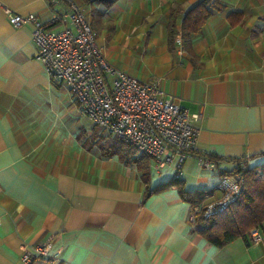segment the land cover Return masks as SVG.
<instances>
[{
  "label": "crops",
  "instance_id": "1",
  "mask_svg": "<svg viewBox=\"0 0 264 264\" xmlns=\"http://www.w3.org/2000/svg\"><path fill=\"white\" fill-rule=\"evenodd\" d=\"M73 1L109 65L141 82L160 78L166 96L200 114L179 177L184 191L218 198L233 160L264 163V0H221L186 41L182 19L201 0ZM66 8L64 0H0V264H23V244L48 240L57 259L31 264H264V241L218 248L197 232L190 202L169 186L172 168L151 173L148 163L145 181L134 163L101 155L95 138L108 135L47 74L32 27L12 26L5 12L35 14L58 31L51 21ZM208 157L214 170L199 166Z\"/></svg>",
  "mask_w": 264,
  "mask_h": 264
},
{
  "label": "built area",
  "instance_id": "2",
  "mask_svg": "<svg viewBox=\"0 0 264 264\" xmlns=\"http://www.w3.org/2000/svg\"><path fill=\"white\" fill-rule=\"evenodd\" d=\"M67 8L52 19L62 25L53 30L35 14L19 15L5 10L8 22L14 27L30 25L32 39L37 47L36 58L43 64L53 81L63 83L78 103L81 111L104 134L117 137L145 157L151 173L161 174L172 168L179 179L181 168L194 150L199 132L200 114H190L171 96H166L160 78L141 82L127 73L113 68L96 45V32L83 11L73 0H64ZM175 42L181 45L180 35ZM199 166L214 170L215 162L200 158ZM241 173L220 177L215 191L202 196L192 207L191 221L197 213L204 220L223 212L243 190ZM249 242L258 245L264 241L260 227L247 234ZM50 240L39 244H23L20 261L31 264L35 260L54 261Z\"/></svg>",
  "mask_w": 264,
  "mask_h": 264
},
{
  "label": "trees",
  "instance_id": "3",
  "mask_svg": "<svg viewBox=\"0 0 264 264\" xmlns=\"http://www.w3.org/2000/svg\"><path fill=\"white\" fill-rule=\"evenodd\" d=\"M115 1L105 0V5L110 6ZM222 9L221 0H201L198 2L185 13L182 19V39L186 41L198 35L212 13ZM234 16H237V18L234 19ZM228 19L230 24L234 25L240 22L241 15L231 13ZM171 28L172 25L168 27L170 37L172 36ZM95 141L103 157L117 155L121 160H125L126 163H134L141 172L143 179L145 181L148 180V161L141 155L135 156L136 152L133 148L119 138L109 135H97ZM209 159L216 163L215 159ZM232 162L234 167L221 173V176L241 173L244 183L240 196L226 210L214 215L211 219L204 220L200 212L195 214L193 221L197 232L206 241L218 248L237 238H245L250 230L260 227L262 222H264V163L248 167L241 164L239 160H233ZM169 184V186L171 184L177 185L180 196L189 201L191 207L201 202L203 193L184 191L179 179L173 178ZM159 187L154 190L159 189Z\"/></svg>",
  "mask_w": 264,
  "mask_h": 264
}]
</instances>
